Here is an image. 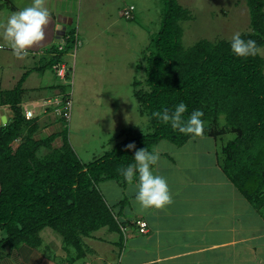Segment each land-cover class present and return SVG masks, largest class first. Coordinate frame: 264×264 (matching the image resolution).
Returning <instances> with one entry per match:
<instances>
[{"label":"trees","instance_id":"trees-1","mask_svg":"<svg viewBox=\"0 0 264 264\" xmlns=\"http://www.w3.org/2000/svg\"><path fill=\"white\" fill-rule=\"evenodd\" d=\"M245 1L250 31L241 35L256 40L255 55H233L230 40L225 39H204L185 47L183 23L194 16L179 0H163L161 29L144 52L148 89L134 83L141 113L151 117L154 111L172 109L184 101L188 106L185 118L198 108L204 112L206 124L200 137L189 138L151 117L150 132H124L134 134L124 140L120 136L122 140L112 150L85 163L64 137L63 124L59 133L37 136L43 128L40 116L28 120L23 111L25 77L15 88L0 93V107L8 106L14 114L0 125V257L10 256L25 244L42 248V233L50 230L76 262L87 256L85 238L103 228L122 233L127 226L120 219L122 211L118 213L108 204L100 184L113 180L123 188L129 186L118 169L133 162L136 149L155 150L162 141L180 148L191 140L214 139L224 174L264 217V57L260 51L264 49V0ZM126 19L134 20V14ZM78 44L76 29H67L60 44L64 48H53V58L41 69L51 66L55 71V65L67 63L66 57ZM67 78L70 81L71 76ZM68 86L69 82L61 88L66 97ZM62 135L63 144L54 147ZM229 135L234 137L226 140ZM19 138L22 142L15 149L12 144ZM129 143L135 149H127ZM42 149L47 153L42 155ZM120 205L124 208L125 203Z\"/></svg>","mask_w":264,"mask_h":264},{"label":"rangeland","instance_id":"rangeland-1","mask_svg":"<svg viewBox=\"0 0 264 264\" xmlns=\"http://www.w3.org/2000/svg\"><path fill=\"white\" fill-rule=\"evenodd\" d=\"M42 2L51 13L46 27V36L44 40L29 48L26 56L18 57L13 54L10 42L4 38L3 28L0 27V93L15 88L18 82L25 77L23 88L26 83L29 88L27 101L32 100L33 97L40 102V98H43L42 101H45L50 110L46 112L42 109L45 114L41 119L45 117L46 121L49 120L48 124L56 121L62 122L61 124L65 127L64 137L68 138L79 158L85 163L104 156L105 153L112 150L117 142L130 138L134 134H123L124 132L128 133L130 130L150 132V121L145 118L148 116L141 113V106L134 96V83L135 81L139 82L138 88L140 89H148L145 83L147 64L144 61V52L150 46L153 36L158 34L161 29L165 8L163 0H42ZM179 2L194 16L191 21L183 23V45L185 47H190L204 39L230 40L234 32L250 31L251 19L245 0H179ZM31 3L32 0H0V23H3L12 11ZM132 7H134V20H127L123 13ZM61 16L73 19V24H65V26L69 31L76 29L79 36L77 50L72 51L66 57L68 65L73 69V72L70 73V86L67 87V94H69L72 103L69 118L66 116L68 111L66 110L67 105H65L69 97L62 98L65 96L61 90L64 82L60 80L51 66L40 68L53 58L51 50L58 49L61 44L57 39L59 31L57 33L55 29ZM75 51L76 56H74ZM260 51L264 57V49ZM58 97L62 103L59 104L58 109L54 110V105L49 104L56 102ZM30 105L33 108L35 104ZM2 111L4 112L5 108L1 107L0 112ZM1 123L0 120V125ZM122 135V139H118ZM233 137V135H229L226 140ZM59 142L61 144H58ZM208 143L212 145L214 140L210 138ZM54 144H58L60 147L63 144V135L56 138ZM193 144L202 146V141H194ZM194 147L196 146H189L187 152ZM177 149L179 147L170 142L162 141L155 151L176 156ZM198 152L190 155L195 165L201 161L199 154L201 152ZM46 153L47 150L42 149L41 154ZM181 153L182 155L178 156L180 159L189 158L185 150ZM197 154L199 157H196ZM159 166V163L154 166L155 172L165 178L169 177L167 172L159 171ZM161 167L165 168V166ZM173 174L178 173L173 171L169 175L173 177ZM169 189L172 202L161 208L162 213L160 209H156L160 212L155 214L153 212L155 208L142 209L137 202H134V198L130 195L136 191L134 186L130 185L128 190H125L113 180L100 184V190L106 201L115 211L121 209V203H125L124 207L129 205L132 207L136 203L141 212L139 218H145L151 223L164 222L165 220L168 222L170 217H172V221H177V209L182 207L176 206L175 201L178 200L181 204L186 205L182 200V191H179V186L169 185ZM160 213L162 215L159 217ZM132 222H138L136 217L132 219ZM122 230V233L114 235L117 241H121V245L116 244L114 263L102 260L97 261V264H118L120 255L124 258V256L132 254L129 253V250L137 245L133 236H130L129 232L126 233L123 228ZM48 232L51 231L45 230L42 236H46L45 239L50 241L51 237H47ZM178 234L176 230L172 236H178V247L181 248V245L185 246V243H188L185 240L188 235L186 233ZM96 235L101 238H109L106 230H100ZM166 235L169 236V233ZM206 235V237L209 236V234ZM47 241L40 248L41 253L49 257L61 253L57 252L56 244L51 246ZM155 242L156 240L143 244L141 249H144V252L140 254L142 258L146 254L155 255ZM21 247L20 252L23 249ZM100 247L102 244L98 246V248ZM145 249L149 252H146ZM6 251L8 249L3 253ZM15 251L18 252V249L11 251V256L14 254L11 258L18 260ZM241 252L247 255L253 251L245 246ZM137 255L138 253H133L132 257ZM224 258L225 256L221 257V259ZM59 260L57 264H73L67 254L61 255ZM78 262L83 264L84 260L78 259L75 264ZM259 262L260 259L253 264H260ZM216 263L213 262V264ZM238 263L236 261L233 264ZM164 264H186V261L179 260L178 263L174 261ZM193 264L201 263L194 262ZM206 264L212 263L206 261ZM217 264L230 263L218 262ZM242 264L252 263L248 261Z\"/></svg>","mask_w":264,"mask_h":264},{"label":"crops","instance_id":"crops-1","mask_svg":"<svg viewBox=\"0 0 264 264\" xmlns=\"http://www.w3.org/2000/svg\"><path fill=\"white\" fill-rule=\"evenodd\" d=\"M73 23V19L68 16L60 17L57 24L62 26L59 29V33L57 31V39L60 43L63 41V37L67 31L65 24ZM57 25H55L56 30ZM24 90L26 92L22 104L23 111L26 107L34 111L35 117L41 114L40 122L43 128L37 133V136H50L52 133L61 132L62 124L60 121L50 123L46 126L49 120L46 121L45 117L41 119L43 114H45V111L42 112V109L46 110V112L48 110V107L44 106L45 101H42L43 98H40V102L33 97L32 100L27 101L26 97L29 94L27 83L24 86ZM32 90L34 89L32 88ZM59 97L57 98L58 101H60ZM30 104L35 105L31 108ZM58 107L54 106V110L56 108L58 109ZM2 108H5V111L0 112V120L2 122L5 116L8 123L14 114L8 106H3ZM198 140L202 141V146L200 144L198 146L196 144L192 145V142ZM209 140V138H200L189 141L185 146L176 150L175 154L177 157L169 156L168 153L158 152L159 171L167 172L169 176L166 177L168 185L179 186V191H182V200L189 208L177 200V202L175 201V205L182 207L177 209V221H172V217H170L168 222L165 220L164 222L156 221L152 223L145 218H139L141 212L137 208L136 203L132 207L127 205L128 207L121 208L122 220L124 222L127 221V226L124 230L126 233L129 232L130 236H133L134 242L137 245V247H132L129 253H138V255L132 257V254H127L128 256H124V258L120 255L118 257V264H164L174 261L178 263L179 260H185L186 264H193L194 262L206 264V261L212 264L213 262L233 264L236 261L239 262L238 264H242L250 261L253 264L257 263L258 259H260V264H264V217L251 206L228 180L219 164V145L213 139L214 143L212 146L211 143H208ZM21 142L22 138H19L13 142L12 146L17 149ZM58 144H61V142ZM58 144H54L57 145L54 147H59ZM189 146L196 147L187 152ZM183 150L189 156L185 160L178 157L182 155L181 152ZM197 152L201 156V161L195 165L190 155ZM196 157H199L198 154ZM161 166H165V168ZM173 171L178 174H173V177H171L169 174ZM129 186L124 189L128 190ZM135 192L130 194L134 198V202H136ZM173 209L176 210V208ZM120 210L117 212H121ZM153 212L159 214L156 209ZM161 213L159 217L162 215ZM134 217H136L137 221H146L148 223L147 233L140 232L139 225L132 222ZM101 230H106L109 238L97 236L96 233L98 231L94 233L93 237L85 238V246L88 252L87 256L83 258V264H97V261L102 260L107 263H114L117 249L116 244L119 243L121 245V241L115 239V236L119 232H110L106 228ZM176 230L180 235L183 233L188 235L185 237L188 243H185V246L181 245V248L178 247V236H172ZM167 233H169V236L166 235ZM206 234H209V236L206 237ZM47 235V237H51L50 241L45 239L46 236H42L44 242L46 243L47 241L51 246L56 244L57 252L61 253L49 257L41 253L40 249H33L24 245L21 247L23 248L21 252L19 251L20 248L18 252H14L18 256V260L12 259L14 255L12 254V256L0 257V264H57L61 255H66V252L62 248L61 241L51 232H48ZM154 240H156L154 244L156 247L155 255L146 254L142 258L140 254L144 252V249H141L143 244ZM100 244H102V247L98 248ZM245 246L251 248L253 252L244 255L241 250ZM146 252L149 251L146 250ZM222 256H225V258L221 259ZM75 263L73 262V264Z\"/></svg>","mask_w":264,"mask_h":264},{"label":"clouds","instance_id":"clouds-1","mask_svg":"<svg viewBox=\"0 0 264 264\" xmlns=\"http://www.w3.org/2000/svg\"><path fill=\"white\" fill-rule=\"evenodd\" d=\"M50 11L43 5L42 0H32V3L18 10L12 11L0 27L3 28V36L10 42L12 52L18 57L26 56L27 50L33 45L45 39L46 27L49 23ZM57 25V31L61 28ZM258 45L256 40L245 39L240 32H234L230 38V51L241 58L256 54ZM188 106L184 101L175 104L174 108H163L151 113V117L177 130L189 138H197L203 135L205 120L202 119V109L191 111L185 118ZM151 117H145L150 119ZM129 150L135 149L134 143L126 145ZM159 155L155 150L147 148L136 149L133 162L121 166L118 171L125 181L134 186L135 201L142 209H161L172 202V197L166 178L155 172Z\"/></svg>","mask_w":264,"mask_h":264},{"label":"built area","instance_id":"built-area-1","mask_svg":"<svg viewBox=\"0 0 264 264\" xmlns=\"http://www.w3.org/2000/svg\"><path fill=\"white\" fill-rule=\"evenodd\" d=\"M133 10H134V7H132L130 10H126L123 13L124 16L126 18L132 17ZM63 48H64V46L63 45H60L59 49L62 50ZM74 56H76V51L74 52ZM54 69H55V72H56L57 76L60 78V80H62L64 83H68L69 82L67 77H68V75H70V73L73 72V69L68 65V63H66V62L59 63V64H57V65L54 66ZM65 97L66 96H64L62 98L64 99ZM61 103H62L61 100L58 101L56 99V102L51 103L49 105L59 106V104H61ZM65 105H67L66 106V110L68 111L67 114H66V116L69 118L71 116L70 113H71V108H72V103H71L70 97L66 101V104ZM44 106H46L45 103H44ZM24 115H25V118L28 119V120L33 119L35 117L34 111L31 110V109H29V108H26V107L24 109ZM137 224L140 227V232L141 233H147L148 232V223L146 221H138Z\"/></svg>","mask_w":264,"mask_h":264},{"label":"water","instance_id":"water-1","mask_svg":"<svg viewBox=\"0 0 264 264\" xmlns=\"http://www.w3.org/2000/svg\"><path fill=\"white\" fill-rule=\"evenodd\" d=\"M2 123L3 124H6L7 123V118L4 116L3 119H2Z\"/></svg>","mask_w":264,"mask_h":264}]
</instances>
